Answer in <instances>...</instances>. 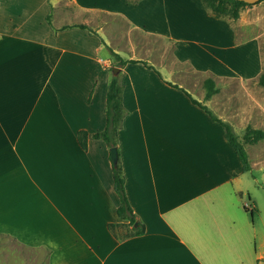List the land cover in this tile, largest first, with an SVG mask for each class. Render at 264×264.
<instances>
[{
    "label": "crops",
    "instance_id": "0c3cea01",
    "mask_svg": "<svg viewBox=\"0 0 264 264\" xmlns=\"http://www.w3.org/2000/svg\"><path fill=\"white\" fill-rule=\"evenodd\" d=\"M114 1L0 0V239L42 256L37 263L6 250L0 264H264V234L255 236L246 215L255 204L236 198L247 193L246 173L222 128L142 63L118 67L126 115L117 149L144 232L121 239L129 228H108L125 221L110 149L92 135L106 126L110 50L134 58L75 27L89 20L78 14L117 15L167 42L203 45L194 57L203 65L189 63L213 78H245L259 64L257 52H243L254 42H237L202 0ZM61 2L73 13L57 9Z\"/></svg>",
    "mask_w": 264,
    "mask_h": 264
},
{
    "label": "rangeland",
    "instance_id": "374dc122",
    "mask_svg": "<svg viewBox=\"0 0 264 264\" xmlns=\"http://www.w3.org/2000/svg\"><path fill=\"white\" fill-rule=\"evenodd\" d=\"M114 2L112 0L111 3ZM65 4V2H61L57 9L69 10L73 13V9ZM113 7L117 10L121 9V6L117 4ZM226 8H229V5H226ZM77 18V22L89 19L87 20L88 28L94 32L98 31L100 37H109L112 48L124 51L121 54L125 57L130 55L134 59H142L154 67L155 73L160 79L185 90L216 118L231 125L234 134L244 145L251 165V171L241 177L240 185V187H246L250 200L244 191L242 194L237 193L236 198L247 204L250 202L251 206L253 203L255 204L253 218H251L250 212L246 215L250 222H254L255 236L258 238L260 234H264V139L254 142L245 140L248 129L264 132V87L258 83L260 75L264 73V0L238 8L237 19H233L230 14L222 18L233 30L237 42L246 40L254 42L255 46L252 51L246 47L243 52L245 51L247 56H256L257 52V56H259L258 69L251 76L245 78H213L204 74L203 70L193 71V65L189 62L203 65V62L194 60L203 45L199 47L192 42L185 44L167 42L164 39L150 36L142 30L132 29L123 18L117 15L85 13L78 14ZM65 22L74 23V20ZM178 45L181 47L180 49L177 48ZM223 46L228 47L226 52L222 53L223 56H230L231 43L224 41ZM250 46L252 47V45ZM207 49L210 50V48ZM179 58L186 59L187 62L178 63L177 59ZM254 60L255 57L252 62H255ZM201 67L204 69V66ZM225 73H227L226 68ZM207 78L214 80L217 89V92L208 99L205 97L204 86V81ZM181 89L179 90L183 93L182 97L185 96L189 100ZM189 102L191 103L190 100ZM6 250L13 252L16 258L25 256L30 261L37 263L40 259L42 260V256H38L37 253L22 251L12 239L1 238L0 259H5Z\"/></svg>",
    "mask_w": 264,
    "mask_h": 264
},
{
    "label": "trees",
    "instance_id": "16d2710c",
    "mask_svg": "<svg viewBox=\"0 0 264 264\" xmlns=\"http://www.w3.org/2000/svg\"><path fill=\"white\" fill-rule=\"evenodd\" d=\"M261 1L263 0H260L259 2ZM202 2L205 8H207V10H209V12L215 18H224L226 15L230 14L233 19H237L238 8L249 5L242 1H236V0H202ZM226 5H229V8H226ZM47 20L49 21V16H47ZM68 27L69 26H64L63 29ZM75 27H78L80 29H86L90 34L95 35V32L84 24L75 25ZM100 41L101 44L104 45L102 39H100ZM110 51H111V67L113 66L123 67L126 64L142 63L147 69L154 70V68L151 65L147 64L146 62L134 60V59L123 60L117 53L113 52L112 50ZM109 71L111 72V77L106 92V105H105L106 126L104 130L94 133L92 135V138L102 140L110 149L112 147L117 148V144H118L117 134L119 129L121 128L123 118L126 115V110L121 102L122 85L119 82V74H117L116 76L112 75L111 68ZM258 83L264 87V73L260 75L258 79ZM167 84L174 88L181 89L176 85L170 83ZM204 86L206 89L205 97L207 99L217 92V89L215 88L214 80L212 78H207L204 81ZM181 90L189 98L192 104L202 109L212 121L218 123L222 127L226 141L237 155V158L241 164L242 172L243 173L250 172L251 165L248 159V154L246 152V149L244 145L238 140L237 136L234 134L231 125L216 118L205 106H203L200 102L192 98L188 92H186L183 89ZM77 138L81 149L86 150L87 133L84 131H80L77 134ZM260 139H264V132L256 129L247 130L245 134V140L249 142H254ZM112 176H113V190L119 199V205L116 208V215L120 220L125 221V223H121L117 225L109 224L108 228L113 234H115V227L125 226L129 228V231L120 237L121 239L129 238L132 236H139L143 234L144 226L140 221L136 219V216L133 213V210L127 199L125 193V187H124L125 179L119 163V152H118L117 164L115 166H112Z\"/></svg>",
    "mask_w": 264,
    "mask_h": 264
},
{
    "label": "water",
    "instance_id": "95a60500",
    "mask_svg": "<svg viewBox=\"0 0 264 264\" xmlns=\"http://www.w3.org/2000/svg\"><path fill=\"white\" fill-rule=\"evenodd\" d=\"M236 1H242L246 4H255L257 2H259L260 0H236ZM111 70H112V74L114 76H116L119 72V68L118 67H111ZM110 152V159H111V162H112V165L115 166L117 164V161H118V151H117V148L115 147H112L110 148L109 150Z\"/></svg>",
    "mask_w": 264,
    "mask_h": 264
}]
</instances>
